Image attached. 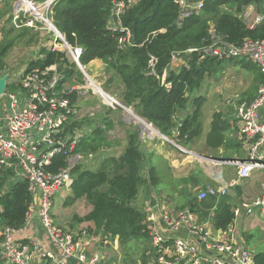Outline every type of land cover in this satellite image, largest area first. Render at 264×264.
<instances>
[{
  "label": "built area",
  "instance_id": "obj_1",
  "mask_svg": "<svg viewBox=\"0 0 264 264\" xmlns=\"http://www.w3.org/2000/svg\"><path fill=\"white\" fill-rule=\"evenodd\" d=\"M60 1L0 0V32L9 22L15 29L48 34L51 41L45 48L70 57L89 84L87 65L81 62L83 48L72 46L55 24L54 11ZM139 1L142 0H111L108 27L122 34L118 41L121 50L134 44L130 29L123 25V16ZM208 1L172 0L180 9L178 24L194 14H201ZM262 10L250 28L264 22V0ZM213 27L212 43L202 50L204 57L217 61H249L258 67L263 82L254 99L240 101L235 107L243 157L221 161L209 159L220 170L212 175L214 185L199 193L200 203L210 199L219 201L239 188L241 181L251 177L253 171H264V40L248 38L242 45H237ZM194 51L197 50L189 52ZM187 63L181 54L173 55L172 67L175 64L179 68ZM150 64L154 67V58ZM63 81L64 75L57 64L30 73L26 69L14 84L8 83L16 85V89H7L0 97V179L7 184L2 194H7L18 183H26L31 195L23 228L6 225L1 218L3 208L0 206V262L4 264H107L105 253L101 250L96 253L94 249L105 248L103 246L109 244L110 237L96 236L88 229L79 233L65 230L57 224L53 212L57 194H64L74 185L73 171L81 158L74 153L87 134L85 128L72 127L79 112L69 98L74 93L80 98L83 89ZM100 89L102 91H96L97 94L110 108L122 107L117 98ZM61 155L67 156V166L50 170ZM224 166L235 168L237 176L225 180L221 169ZM261 188L260 197L244 199L234 207L235 221L226 231H216L211 219L201 222L189 209L175 213L164 207L151 208L146 212L151 248L147 252L149 262L144 264H254L253 254L238 244L237 225L243 215L264 218V181ZM30 228L42 229L47 236V245L39 238L27 236ZM183 231L198 243L182 237ZM115 239L119 240L118 237Z\"/></svg>",
  "mask_w": 264,
  "mask_h": 264
},
{
  "label": "trees",
  "instance_id": "obj_2",
  "mask_svg": "<svg viewBox=\"0 0 264 264\" xmlns=\"http://www.w3.org/2000/svg\"><path fill=\"white\" fill-rule=\"evenodd\" d=\"M262 2L209 0L201 14L190 16L181 25L178 24L180 9L172 0L136 2L123 16V25L130 29L134 42L132 47L124 50L118 46L122 34L108 27L111 0H61L55 7L54 21L72 46L83 48L81 62L84 65L100 60L107 66V73H111L107 82L108 92L116 93L123 106L133 107L138 117L165 137L187 147L199 134L200 100H194L197 110L193 116L180 122L178 114L187 109L189 95L200 89L205 78L211 76L221 63L202 54V50L212 43V26L218 34L237 45H242L248 38L264 40V22L250 28L241 16L252 5L260 6L262 12ZM228 5L235 6L237 14L220 11ZM12 46L13 42H10L2 48L0 56L4 57ZM194 49L197 51L189 52ZM174 54L186 58L187 65L172 69ZM41 56L29 64L28 73L57 64L64 75L63 83L71 81L76 66L68 62L65 54L43 48ZM153 58L154 67L150 64ZM8 89L14 90L16 85H8ZM69 98L73 104L79 100L77 93ZM223 117L222 113L213 116L212 129L207 137L210 148L219 149L226 145L229 123ZM83 124L76 121L72 127H83ZM95 132L102 136L100 127ZM97 146L90 137H85L74 154H92ZM55 162V167L50 169L52 171L66 167L67 156L61 155ZM73 176L75 197L86 198L92 206L83 217H75L79 224L92 223L97 234L112 240L118 237L123 246L131 241H150V250L147 214L144 209L134 206V202L141 187L156 186L159 179L142 147L139 132L129 134L124 153L111 158L105 169L90 171L77 166ZM6 185L0 179L1 218L8 226L23 228L31 202L28 184L18 183L3 195ZM238 189H235L236 197L228 195L222 198L212 213L210 219L216 231H226L234 223V207L237 205L234 202L240 197ZM203 204L195 199L186 208L203 221L210 210ZM243 238L247 240L248 236L243 235ZM253 257L254 264H264V252H257Z\"/></svg>",
  "mask_w": 264,
  "mask_h": 264
},
{
  "label": "rangeland",
  "instance_id": "obj_3",
  "mask_svg": "<svg viewBox=\"0 0 264 264\" xmlns=\"http://www.w3.org/2000/svg\"><path fill=\"white\" fill-rule=\"evenodd\" d=\"M220 11L237 14L236 7L232 5L224 6L220 8ZM260 13L261 7L252 5L246 8L241 16L249 26L253 24L256 16H258ZM50 38L51 37L44 32L41 33L40 31L35 32L25 29L19 30L13 28L9 22L6 23L5 27L0 32V52L2 48H5L10 42H13V46L9 51H7L4 57L0 56V73L2 76H9V84H14L17 80H19L24 71L28 68L29 64L42 57V49L49 45L51 41ZM65 56L68 62L72 64V59H70V57H68L67 55ZM247 63L248 62L246 61H240L236 59H225L221 61V63L219 64V68L211 76L205 78L201 88L196 90L193 94L189 95L191 103H193L195 98H197V100H200L201 105L198 106L200 115L202 111H204L205 113L206 111L213 110V106H216L215 111L218 110L222 111L223 113L228 114L229 112L230 114H233L235 110L236 114L235 107L239 103V101L246 100L249 95L257 90V87L262 83V78H260V75H258V71L254 68H248ZM74 71L75 73L73 79H71L68 85L75 86L76 84L83 89L82 93H87L79 103L78 112L79 116L82 115L80 121L86 119L83 124L87 128L86 136L90 137L92 142L98 145L97 150L94 153L85 155L83 154V156H81V158L79 159L77 166H81L83 170L99 171L105 169L106 163L110 162V159L113 155H115V157L118 155L117 153H119V149L121 150L122 133L124 130L123 120L122 118H119L120 120L118 121L119 123L117 124V129L113 132L107 133V131L103 128L102 133L100 134L102 136H99V134L95 132L96 128L99 127V125L107 122L104 117L108 114V110L110 112H116L120 116L122 115V113H126V119L129 121L128 124H130V128H126V133L128 132L129 134L134 130L144 132V130L142 129V127H140L142 123H140L139 120L132 119L134 118V115L130 110L128 111V113L132 118H129L127 110L122 107L113 109L117 111L109 109L104 99L99 94H97L96 90L88 86V84L86 83L87 79L85 75L80 71V69L74 67ZM86 72L90 79L97 85H99L105 92L109 93L112 96H118L116 93L113 94L112 92H108L107 82L109 77L111 76V73H107L106 65L99 62L92 65H87ZM81 74L83 76H81ZM114 88L117 89L116 87ZM128 109L131 108L129 107ZM134 114L137 115L135 112ZM235 116L237 118V115ZM144 121L147 122L146 120ZM153 129L157 131L156 134L152 135L147 132H144V134L148 136L152 135V138L157 139V141H166L162 136L159 135L158 132L160 131H158L155 127ZM166 138L171 143H168V145L173 149L176 160L178 161V164L181 163V166L184 165L183 163L185 161L188 163H193V165L195 163H201L203 167L202 169H204L211 175H216L220 170L217 164H213L211 161L207 160V158H201L197 156L196 153L194 154L189 152L190 150L187 147H190L191 145L187 147H185L184 145H179V148H176L173 145L176 142L171 138ZM109 144L111 147L109 146ZM236 150H238V154H243L241 146H238ZM221 169L225 177V175H228V172L233 170L234 168L232 166H224ZM162 170L163 176H167V174L165 173V171L167 170L164 166L162 167ZM74 176L76 177V175ZM164 179L165 181L168 180L165 177ZM195 180L200 181V183L195 182L196 184H194L193 182L188 181L190 183L188 185V189L183 190V194L188 193V196H184L185 202H180L177 207H187L190 201L196 199L195 197L198 190H196V188L192 190V187L198 185L200 188L205 186L207 183V178L205 180L199 170H197L196 172ZM186 183L187 182H183V184ZM179 185L180 184H178V186ZM243 200L244 198L241 201ZM241 201H238V204L241 203ZM219 203L220 200L209 201L205 204L200 203L201 205L203 204L204 207L208 206V208L210 209L208 216L206 218L204 217L203 221L210 220L212 213H214ZM134 206L142 209L143 207H145V202H143L142 198L138 196V198L134 202ZM91 209L92 206L89 201H87V199L84 197L76 198L74 190L71 189L69 191H65L64 194H62V192H59L57 194L56 205L53 208V212L55 213L56 222L65 230H70L73 233H79L80 231L88 229L90 232L96 233L95 227H89L87 223L79 224L75 220L76 216L83 217L84 215L89 213ZM257 231L253 232V235L250 237L251 241L248 243L247 247L250 248L249 250H251V252H259L261 250L262 252H264V242L261 243L258 240L259 231ZM96 236L102 237L97 233ZM149 246L150 241L147 240L131 241L127 245L123 246L119 240L109 239V244L106 245V262L107 264H144V262L148 263L149 260L147 259V251L149 249ZM98 247H96V249Z\"/></svg>",
  "mask_w": 264,
  "mask_h": 264
},
{
  "label": "crops",
  "instance_id": "obj_4",
  "mask_svg": "<svg viewBox=\"0 0 264 264\" xmlns=\"http://www.w3.org/2000/svg\"><path fill=\"white\" fill-rule=\"evenodd\" d=\"M240 61H246V60H240ZM98 62L103 64L100 60H95L91 62L89 65H92ZM246 62H248L247 63L248 68L255 67L254 69L258 71V75H260V78H262L261 82H263V76L260 70L258 69V67H256L254 64L250 63L249 61H246ZM175 68L176 66L174 64L172 69H175ZM260 87L261 85L258 86L257 90H255L252 94H250L246 100L254 99V97L258 94L257 91L258 89H260ZM86 94L87 93H84L82 96H80L78 102H76V106L78 109H79V103L81 102V99L84 98ZM195 99L197 100V98ZM193 103L190 102V104L187 106V109L185 111L179 112L178 120L180 122L184 121L186 118L190 116H193L194 112L197 110L196 109L197 107L194 101ZM107 107L109 109H112L109 106ZM215 109H216V106H213V110L206 111L205 113L204 111L201 110L203 113L201 112V115L198 116L199 134L188 145V146L191 145L190 147H187L190 150L189 152L194 153V154L196 153V155L200 157L203 156L207 158V160L213 159V160L221 161V160H227V159L242 158L244 153L240 155L238 154V150H236V148L240 146V135H239V129H238V119L235 116L236 115L235 110L233 114H230L229 112L227 114V113H223L222 111H218V110L215 111ZM113 111H117V110H113ZM107 113L108 114L105 115L104 117V119L107 122L99 125V127H101V129L102 128L105 129L107 133L113 132L114 130L117 129V124L119 123L118 121L120 120L119 118H122L123 123H124L123 125L124 130L122 133V141H121V150L119 149V153H117L118 155L116 157L115 155L112 156V158H118L120 155L124 153L126 146L128 145L129 134L131 132L129 134L128 132L126 133V128H130V124H128L129 121L126 119V116H127L126 113L125 114L122 113L121 116L118 113L110 112L109 110ZM215 113H222L224 115L223 119L227 120L229 123V128L226 131V139H227L226 145L224 147H220L219 149L210 148L207 145V137L209 133L211 132L213 116ZM81 116L78 115L76 121H80ZM128 116L129 118H132L129 115V113H128ZM132 119L137 120L135 116ZM85 120L86 119H83V121L81 122H85ZM140 127H142L144 132L154 135L147 126H143L141 124ZM77 128H85L87 131V128L85 125H83V127H77ZM132 132H136V130ZM144 132L143 131L139 132V138L141 140L142 147L145 150V154L150 159L151 165L155 168L159 181L157 182L156 186L141 187L138 196L142 198L143 202H145V207H143L142 209L148 212L151 208H160V207L163 208L164 207V208H167L169 211L175 212V213L184 210V208L177 207V205H179L180 202H185L184 196H188V193L183 194V190L188 189V185L190 184L188 181H191L194 184H196L195 182L200 183V181L195 180L197 170L201 172L205 180L207 178V181H206L207 183L211 182L208 184L206 183L205 186L200 187V188L198 185H196L195 187H192V190L194 188L198 190L196 193V197H195L197 200H198V195L201 191H203L208 186L214 185L215 181L212 175L207 173L204 169H202L203 167L201 163H195L193 165V163H188L185 161L186 163L184 162L183 163L184 165L181 166V163L178 164V161L176 160L175 154L173 153V149L171 148V146L168 145V143H170L168 140L163 138L166 141H163V142L157 141V139L152 138V135L150 136L145 135ZM174 146L176 148H179V145H174ZM163 166L167 170L165 171L167 176L165 175L163 176V173H162ZM236 176H237V170L234 168L233 170L228 172V175H225V180H231L235 178ZM164 177L168 180L165 181ZM263 181H264V171H253L251 177L242 180L240 185L238 186L239 187L238 192H240V197H237L234 203L238 204V201H241L243 198L244 199H254V198L260 197L262 194L261 184ZM183 182H187V183L183 184ZM178 184L180 185L178 186ZM236 194L238 195V193L236 192L233 196L236 197ZM152 196L155 197V200H156V204L154 207H151V197ZM185 209H188V208L185 207ZM87 224L89 225V227H94L92 223H87ZM237 231H238V236L240 237L241 235L242 237L245 249L250 254H255L257 252L256 251L251 252V250H249L250 248H248L247 245L251 241L250 237L253 235V232H256V231L258 232V235H259L258 240L261 243L264 242V218L260 217L259 215L252 216V217L243 215L242 229L240 230L239 226L237 225ZM26 234L29 237L39 238L42 243L47 245V236L42 229L39 230V229L30 228L27 230ZM243 235L248 236L247 240L243 238ZM181 236L185 238H192L193 240H195L186 231H183L181 233ZM114 240H117V239H114ZM195 242L197 241L195 240ZM103 247L105 248H100V247H98L97 249L95 248L94 252L99 253L101 250V252L103 251L106 254L107 247L106 246H103Z\"/></svg>",
  "mask_w": 264,
  "mask_h": 264
},
{
  "label": "water",
  "instance_id": "obj_5",
  "mask_svg": "<svg viewBox=\"0 0 264 264\" xmlns=\"http://www.w3.org/2000/svg\"><path fill=\"white\" fill-rule=\"evenodd\" d=\"M8 80H9V76H2L1 73H0V97H2L6 93V91H7V88H8ZM122 108H124L125 110H127L124 106H122ZM130 108H131L130 110H132V112H135L133 107H130ZM145 123L147 125H149V126L151 125V124H148L147 122H145ZM158 133H159L160 136H162L163 138H165V136H163V134H161L160 132H158ZM201 158H205V157L202 156ZM230 194L233 196L235 194V191L232 190ZM155 204H156L155 197L152 196L151 197V207H154ZM242 223H243V217H240L238 219V226H239V229L240 230L242 229ZM238 244L240 245V247L242 249H244V244H243V240H242L241 235L239 237Z\"/></svg>",
  "mask_w": 264,
  "mask_h": 264
},
{
  "label": "bare ground",
  "instance_id": "obj_6",
  "mask_svg": "<svg viewBox=\"0 0 264 264\" xmlns=\"http://www.w3.org/2000/svg\"><path fill=\"white\" fill-rule=\"evenodd\" d=\"M88 86L89 87H92V88H94L96 91H102L101 89H100V87H99V85H97L95 82H93L92 80L89 82V84H88ZM125 107V106H124ZM126 108V107H125ZM127 109V112L130 110V109H128V108H126ZM131 112H132V110H130ZM132 114L135 116V118L137 119V120H139V122H141L144 126H147L150 130H151V132L153 133V134H156V132L157 131H155L153 128V126H149V125H147L145 122H144V120H142L140 117H137L135 114H134V112H132ZM158 135V134H157Z\"/></svg>",
  "mask_w": 264,
  "mask_h": 264
}]
</instances>
